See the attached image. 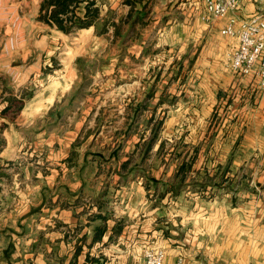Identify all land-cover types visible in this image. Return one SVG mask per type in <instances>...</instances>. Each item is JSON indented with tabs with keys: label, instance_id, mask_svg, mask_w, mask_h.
<instances>
[{
	"label": "crops",
	"instance_id": "obj_1",
	"mask_svg": "<svg viewBox=\"0 0 264 264\" xmlns=\"http://www.w3.org/2000/svg\"><path fill=\"white\" fill-rule=\"evenodd\" d=\"M118 1L108 0L105 8L114 11L115 22L129 12ZM187 2L190 11H183L180 21L166 12L165 26L156 33L155 57L171 53L169 73L148 76L145 92H124L112 106L121 121L106 136L99 137L100 128L110 112L95 106L91 92L77 105L70 103L67 124L42 123L30 132L34 115L55 110L69 95L80 99L72 91L79 83L74 65L63 69L72 77L66 92H60L59 81L52 90L49 83L13 118L16 78L8 76V84L0 86V264H144L145 249L163 251L164 264L177 259L264 264V87L253 74L224 67V53L236 46L235 39L220 34L230 16L209 28L200 25L206 24L201 1ZM259 14L264 18V0H242L235 12L242 20ZM138 27L128 32L123 27L121 44L113 29L99 37L93 27L77 32L120 44L115 57L122 65L146 52L148 39ZM37 43L42 52L45 43ZM38 46L23 43L17 49L24 59L30 57L22 85L37 83L45 65L32 61ZM159 113L165 117H158V136L142 159ZM143 119L151 126L146 137L136 134ZM166 129L168 140L159 136ZM165 141L168 158L160 159ZM182 162L190 168L182 184L172 187L177 194L172 197L161 183L171 182Z\"/></svg>",
	"mask_w": 264,
	"mask_h": 264
},
{
	"label": "rangeland",
	"instance_id": "obj_2",
	"mask_svg": "<svg viewBox=\"0 0 264 264\" xmlns=\"http://www.w3.org/2000/svg\"><path fill=\"white\" fill-rule=\"evenodd\" d=\"M41 1L42 0H0V59L3 60L0 63V86H6L8 84V76H10V78H16L14 91L17 98L12 99L13 101L11 103L14 113H11L13 115L10 114V118L16 117L24 103L35 94H39V89H42L41 87L43 86H48L49 83L52 86H48V88L52 90L55 86H59V81L61 84L60 92H66L69 86L67 78H72L70 74L66 75L63 71L66 65H70L71 67L74 65L75 68L77 67V71L79 72V83L75 85V89L73 88L72 91L75 92L76 96H80V99L76 100L75 96L72 98V96L69 95V97L61 99L55 110H51V112L43 115H34L33 117L37 118L33 119V127L30 130L31 134L35 132V128H37L36 125L42 123L47 128L55 127L56 123L67 124L72 113L70 110V103L74 100L77 105L83 101L84 95H89L91 92L89 99L93 100L91 96L94 94L97 100L95 106L100 104V106H102L101 110L107 113L110 112L108 116L103 118L106 123L100 128L101 134L99 137H102V135L106 136L107 133L110 132V128L117 126L118 122L121 121V116L112 114V106H116L120 103L121 98H123V93L129 91L136 93L145 92L147 90V84L151 83V79L147 80L148 76L159 74L162 78H165V75L169 73L166 60L170 58L171 53L165 50L155 57L154 51V43H156L155 38L158 28L165 26V17L169 16L165 13L174 14L175 21H180L182 12H187L191 9L187 0H143L142 3L144 4L147 1L149 7L147 8L145 24L139 26L138 29L141 31L142 38L148 39V42L145 44L146 52L144 56L138 59L127 60L124 58L125 61L120 65V62H118L119 57H115L117 53H119V55L121 54L120 48L118 47L120 44H114L112 41L111 44L103 37L94 39L92 35L88 36L86 33L80 32L61 36L57 30L37 21L38 9ZM194 2L192 3V7L195 5ZM118 3L123 5V0H121V3L118 1ZM184 6L185 9H183ZM113 7H115V4H113ZM158 16L161 20L155 25ZM193 21L194 18L192 22ZM212 24L214 23H200V25H206L209 28ZM97 37L99 36L97 35ZM40 39L45 43L42 52L38 46L39 43H37ZM23 43L37 44L38 51L32 56L33 62L39 59L45 61V65L38 75L39 77L35 79L37 83H34V79L31 81L29 80L25 85L20 83L23 76V68L30 63V57L24 59L23 53L17 52L18 47ZM228 52L227 50L223 55V63L226 69H228L226 62ZM76 56L80 57L73 62L72 59ZM74 67L72 69H74ZM72 74L73 76L75 75L74 72H72ZM136 78H141L143 81L139 82ZM128 80L131 82H124ZM161 80L164 82L163 79ZM163 82H159V87L165 84ZM25 93L30 94V97L24 100L20 99ZM151 99L152 95L150 93L147 100L151 101ZM18 101H21V108L19 111L16 109V103L19 104ZM146 115L148 116L145 112V118L147 117ZM158 117L162 119L165 116L159 113L157 118ZM108 118L111 119V123H108ZM157 120L160 119L158 118ZM104 121L101 119L100 125H103ZM145 122L146 120L140 122V128H142V130H136V134H139L141 131L146 137L148 136V131L145 129H149L151 126L149 123L146 125ZM93 132L95 133V131ZM134 133L135 131L133 130L131 134ZM169 134L171 133L166 129L164 132H160L159 136L168 140ZM27 135L29 134L27 133ZM100 142V139H98L99 144ZM164 143L160 153V159L164 156L168 158L167 155L170 150V144L168 141ZM148 162L150 163L151 161ZM161 165L168 170L167 164L163 165L161 163Z\"/></svg>",
	"mask_w": 264,
	"mask_h": 264
},
{
	"label": "trees",
	"instance_id": "obj_3",
	"mask_svg": "<svg viewBox=\"0 0 264 264\" xmlns=\"http://www.w3.org/2000/svg\"><path fill=\"white\" fill-rule=\"evenodd\" d=\"M142 1L143 0H123V5L129 7V12L126 16L121 17L115 22L113 20L114 11L108 9L105 12V8H108V0H42L39 5L37 21L64 34H72L78 30L93 27L94 33L101 36L105 35L109 29H113V37L121 44V42H125L123 35H121L123 27H127L128 32L134 30L136 25L142 26V24H145L147 8L149 6L148 0L144 4ZM29 97L30 94L25 93L20 99L24 100ZM18 102L19 104L16 103L17 111L21 108V101ZM6 111L7 108L4 110V113ZM150 121H152V119ZM154 124L151 136L144 147L142 159L146 158L151 144L157 138L162 120H157ZM163 144L162 142L160 145V152L163 149ZM189 168V164L185 162L180 163L176 168L175 175L172 179L173 182L167 181L161 183L164 186V192L168 193L172 191L174 185L176 188L180 186ZM153 183L156 184L157 182L153 181ZM175 196H177V194L172 191V197ZM162 197L163 194H160L159 198L161 199Z\"/></svg>",
	"mask_w": 264,
	"mask_h": 264
},
{
	"label": "built area",
	"instance_id": "obj_4",
	"mask_svg": "<svg viewBox=\"0 0 264 264\" xmlns=\"http://www.w3.org/2000/svg\"><path fill=\"white\" fill-rule=\"evenodd\" d=\"M205 10L201 18L205 23L230 16L220 34L236 40V46L227 54V67L231 71L247 76L253 74L258 85L264 87V18L253 16L248 20L239 19L235 12L242 0H200ZM164 252L145 249L144 264H164ZM175 264H185L177 259Z\"/></svg>",
	"mask_w": 264,
	"mask_h": 264
}]
</instances>
